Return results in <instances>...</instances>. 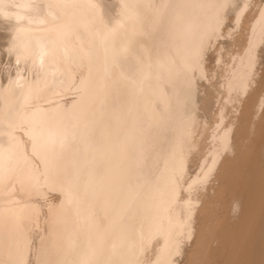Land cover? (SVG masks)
Returning a JSON list of instances; mask_svg holds the SVG:
<instances>
[{
	"label": "bare ground",
	"instance_id": "bare-ground-1",
	"mask_svg": "<svg viewBox=\"0 0 264 264\" xmlns=\"http://www.w3.org/2000/svg\"><path fill=\"white\" fill-rule=\"evenodd\" d=\"M16 1L0 0V50L7 41L10 52L37 66L16 92L11 81L0 85V187L17 181L35 186L43 173L46 183L62 189L72 215L50 221L66 245L52 248L47 240L53 232L40 243L37 264H144V247L153 238L157 256L150 264H180V254L187 264H264V0L246 13L224 80L234 100L245 94L240 114L214 135L205 164L206 142L200 146L192 131L199 110L208 113L218 98L212 85L200 90L213 57L208 49L224 34L219 26L248 7L246 0ZM46 7L52 16H42ZM51 18L61 23L41 32L8 27L11 19L34 25ZM70 63L89 66L81 95L68 106L41 105L52 90L48 82L69 83ZM112 71L121 82L96 99ZM34 101L39 104L29 107ZM25 122L42 169L15 131ZM191 140V152L198 151L190 160ZM172 163L176 169L166 178ZM194 165L203 172L188 182ZM208 175L213 182L198 195ZM6 197L0 196V264H27L32 226L23 217L31 201L6 205Z\"/></svg>",
	"mask_w": 264,
	"mask_h": 264
},
{
	"label": "rangeland",
	"instance_id": "rangeland-1",
	"mask_svg": "<svg viewBox=\"0 0 264 264\" xmlns=\"http://www.w3.org/2000/svg\"><path fill=\"white\" fill-rule=\"evenodd\" d=\"M12 1V5H13V1L15 2V5H16V3H17V1L16 0H11ZM248 3H249V5H248V7L247 8H245L244 9V11H243V8L241 9L242 10V13L240 14V16H238L237 17V15H235L234 16V14H232V18H230L231 20H227L228 21V23H227V25H226V23L222 26H219L220 28V30L221 29H223V31H222V33H224V34H221L220 35V37H218L217 39L219 40V41H217V42H220L221 40L224 42L225 40L227 41L228 40V42H227V44L224 42V43H217L214 39H212V43L210 44V49H208L209 51L208 52H210L209 54H213V57H212V59H211V61L210 62H212V63H210V62H207V64H208V67H207V69L205 70V71H207V72H209V73H206L205 72V76L203 77V79L201 80L202 82H200V86H202L201 87V92L203 93V91H204V87H205V85H212L214 88H213V90H215L214 92H213V94H215V96H217L218 98H217V100L215 101V103L213 104V106L209 109V110H207L208 111V113H203L202 114V112H204L205 110L204 109H201V111L199 110V112H198V114H197V119H198V122L197 123H195L194 124V126H197V127H199V129L196 127L193 131H192V135H194V139H196V141L198 142V144L201 146H205V145H203V144H205V142H206V146H205V150H204V148H203V150H204V154H203V156H202V158L203 159H201L202 161L204 160V159H206L203 163L205 164V163H207V159H209V156L211 155V153L210 154H208V150L210 149V147H212V146H214L215 144H213V143H215L216 141H215V139H214V135H216L217 134V132L219 133V132H221L222 130H223V128H224V126L226 125L225 123H228V121L229 120H231V118L232 117H234L235 115H238V114H240V106L241 105H239L238 103H240V99L239 98H241V99H243V97L245 96V94H240V96L238 95L237 97L238 98H236V100H234L235 99V96L237 95V94H234L233 92L232 93H229V95L226 93V88L224 87V84H225V82H224V80L226 81L227 80V78L230 76V74H231V72H230V66H232L233 67V63H235V57L234 56H236L235 54L238 52V47L236 46V45H238L239 46V44H238V40H240V38L242 39V37H243V25H245L243 22H244V20H245V16H246V13L248 14V12H251L252 11V9L250 10V7L252 6H254V3H257V1L256 0H246ZM50 2H52V1H49V3ZM253 2V3H252ZM251 3V4H250ZM152 4H155V1L154 0H152ZM150 7V6H149ZM150 8H152V10H156V9H153V7H150ZM248 10V11H247ZM45 11V12H44ZM47 11H50V14H49V16H52L53 14V11H51V10H49V8L48 7H46V9H44L43 11H42V13H43V15L42 16H44V15H46V16H48V12ZM246 11V12H245ZM241 12V11H240ZM17 13H22V12H16V14ZM218 13V12H217ZM216 13V14H217ZM245 13V14H244ZM52 14V15H51ZM221 14V13H220ZM254 14V13H253ZM243 17V18H242ZM242 18V19H241ZM52 19V18H51ZM50 19V20H51ZM42 21V20H40V21H38V22H35V24L34 25H32V24H28V23H24L23 21H18L17 19H11V22H9L10 24L8 25V27L10 26L12 29H14V28H18L19 30H21V29H25V30H23V31H29V29L31 30V29H35L36 30V32H41V31H45L46 29H48V26L50 27L51 25H54V24H56L57 23V21L59 22V23H61L58 19H52L51 21ZM232 20H234V21H232ZM232 21V22H231ZM0 22H2V21H0ZM239 22V23H238ZM54 23V24H53ZM231 23V24H230ZM15 24V25H14ZM51 24V25H50ZM13 25V26H12ZM20 26H21V28H20ZM31 26H33V27H31ZM224 27H227V29L226 28H224ZM230 27V30L228 31V28ZM28 30H27V29ZM37 28V29H36ZM40 28H41V30H40ZM45 28V30H43ZM231 28H233L232 29V31H231ZM242 28V29H241ZM227 30V31H225V30ZM238 29V30H237ZM40 30V31H39ZM239 31V32H238ZM240 31H242V32H240ZM31 32H35L34 30H31ZM228 32V33H227ZM237 32L239 33V34H237ZM227 34V35H226ZM231 34L233 35V36H231ZM222 35H224V36H222ZM239 35V36H238ZM222 36V37H221ZM234 37L233 39H234V41H233V39H231V37ZM221 38V39H220ZM229 38V39H228ZM236 39V40H235ZM236 41V42H235ZM216 43V44H215ZM4 44V45H3ZM2 45H1V47H2V50H0V85H2L3 87H7V86H9V83H10V81L12 82V84H14V91L16 92L17 90H19V89H17V86L19 85V84H25L26 82L25 81H23V80H26L27 82L29 81V79H32L33 78V75H35V69L34 68H36V66L37 65H35V63L30 59V60H28V62L25 64L22 60H20V58L18 57V55H16V53H12V52H10L9 50H8V46H9V43H7V41L5 42V43H3ZM221 44H223V45H225V46H221ZM237 47V49H236V47H233L234 45ZM213 45V46H212ZM220 45V46H219ZM231 45V46H230ZM233 45V46H232ZM175 47V46H174ZM216 47V48H215ZM223 48V50H224V53H222L223 52V50H221V49H219V48ZM231 47V48H230ZM173 49V48H172ZM171 49V50H172ZM234 49H236L235 50V53H234ZM211 50H213V51H211ZM9 51V52H8ZM231 51H232V53H231ZM237 51V52H236ZM8 52V53H7ZM218 52H219V54H218ZM234 53V55H231V54H233ZM223 54V55H222ZM224 57V58H222L221 59V57ZM231 56H233V57H231ZM228 57H230V58H228ZM39 58V59H38ZM219 58V59H218ZM229 60H228V59ZM176 59V61H178L177 63L178 64H180V59H178V58H175ZM221 59V60H220ZM227 59V60H226ZM213 60V61H212ZM219 60V61H218ZM35 61H36V63L37 62H40V55H39V57H37L36 59H35ZM65 62H67V61H65ZM68 62H70L69 60H68ZM233 62V63H232ZM215 63V64H214ZM227 63V64H226ZM220 64V65H219ZM223 64V65H222ZM226 64V65H225ZM214 65H216V66H214ZM228 65V66H227ZM230 65V66H229ZM28 66H29V68H28ZM213 67V68H210V67ZM220 66V67H219ZM34 67V68H33ZM89 66L87 65V64H79L78 66L75 64V65H73V63L71 64L70 63V72H71V74H70V81H69V83H65V84H61V83H59V82H48L46 85H45V87H48V88H51L52 90L51 91H48L47 92V94L44 96V97H41L40 98V100H41V105H43L44 104V106H51V105H53V104H55V103H58V102H62L63 104H66L67 106L71 103V101H73V100H75V99H77L80 95H81V91H82V88H81V82H82V80L84 79V77H85V73H87L88 72V70H89V68H88ZM214 67H215V69H214ZM227 67H229V68H227ZM77 69V70H76ZM221 69V70H220ZM33 70H34V72H33ZM220 70V71H219ZM31 71V72H30ZM84 71H86V72H84ZM214 73H213V72ZM216 71V72H215ZM218 71L220 72L219 74H217L218 73ZM227 71V72H226ZM75 72V73H74ZM113 72V71H112ZM30 73V74H29ZM216 73V74H215ZM221 73H223V76H225V77H223L222 76V74ZM111 75H109L110 77H108V80L105 82V85L103 86V87H105V88H103V90L101 91V93L100 92H97L99 95H97V93H96V99H98L99 98V96H100V94H105V95H109V93H110V88H111V86L113 85V84H116V83H120L121 81H120V76L116 73V71H114L113 73H110ZM208 74V75H207ZM214 74V75H213ZM225 74V75H224ZM218 77H217V76ZM73 76V77H72ZM208 76V77H207ZM213 76H215V77H213ZM222 76V77H221ZM8 77V78H7ZM17 77H21L22 79L21 80H19V79H17ZM114 77V78H113ZM17 79V80H13V79ZM216 78H217V80H216ZM114 79V80H113ZM119 79V80H118ZM214 79V80H213ZM79 80V81H78ZM214 81V82H213ZM221 82L220 84H219V86L217 85V83H219V82ZM213 82V83H212ZM217 82V83H216ZM50 83V84H49ZM122 84V83H121ZM205 84V85H204ZM58 86V87H57ZM66 86V87H65ZM65 87V88H64ZM108 88V89H107ZM216 88H217V90H216ZM24 89H25V87H24ZM222 89V90H221ZM21 90V89H20ZM203 90V91H202ZM222 91V92H221ZM44 92L45 91H43L42 92V94H44ZM221 92V93H220ZM226 93V94H225ZM219 94V95H218ZM221 94V95H220ZM50 95V96H49ZM62 95V96H61ZM225 95H227V97L225 96ZM232 96V97H231ZM224 97V98H223ZM225 97H226V100H225ZM229 97H231L232 99H229ZM216 98V97H215ZM234 98V99H233ZM229 99V100H228ZM217 101H219L218 103H217ZM229 101V103L230 104H228L227 102ZM35 102V101H34ZM237 103V104H236ZM37 105V104H39V102L38 101H36L34 104L33 103H31V105H29V107H34V105ZM218 104L220 105V107L218 106ZM225 104H227V105H225ZM0 105H2V107H3V104H0ZM215 105H217V106H215ZM222 106H224V107H222ZM231 106H236V108L235 109H233L234 107H231ZM216 107V108H215ZM226 107V108H225ZM222 108H224L223 109V111H227L228 112V114H227V112L225 113V112H222V113H220V111H221V109ZM218 111V113L216 112V110ZM234 110H238V112H236V111H234ZM185 111V110H184ZM187 111V110H186ZM185 111V112H186ZM206 111V112H207ZM213 111H215L216 112V114H215V112L213 113ZM234 111V112H233ZM209 112H212L211 114L209 113ZM237 114H236V113ZM224 113V114H223ZM201 114V115H200ZM227 114V115H226ZM202 115H203V117H202ZM194 116H195V113L194 112H192V115H191V119L193 120L194 119ZM205 117V118H204ZM211 117V118H210ZM212 117H213V119L214 118H217L216 120L214 119H212ZM222 117V118H221ZM229 117H231V118H229ZM207 118V119H206ZM210 118V119H209ZM221 118V119H220ZM228 120V121H227ZM201 124H200V123ZM225 122V123H224ZM206 123V124H205ZM223 123V124H222ZM211 124V126L210 127H212V129L210 128L209 129V125ZM213 124V125H212ZM215 124H216V126H215ZM202 126V127H201ZM204 126L206 127V128H204ZM204 130V131H202L201 130V128ZM216 127V128H215ZM220 127V128H219ZM216 130H215V129ZM214 129V130H213ZM222 129V130H221ZM206 130V131H205ZM211 130H213V131H211ZM18 134H20L22 137H23V139L27 142L26 144H27V149H28V151H29V154H30V156H32V158H34V160H35V167L37 168V169H42V167H43V162H42V160L40 159V157L38 156V155H36L37 153L33 150V148H32V134L29 132V124L28 123H21L20 124V126L18 127V128H16V130H15ZM209 131H211V132H209ZM215 132V133H214ZM200 133V135L198 136V138L196 137V135H198ZM207 135L210 137H207ZM201 136H203V137H201ZM206 136V137H205ZM201 137V138H200ZM207 138H208V140H207ZM201 139H203L202 140V142H201ZM205 140H207V141H205ZM210 141H213V142H211L210 143ZM201 143V144H200ZM190 144H191V146H190V148H189V152L188 153H190L191 154V156H190V154H188V158L190 157H192V154L193 153H197L196 151H198L197 150V148H194L195 150H193V152H191L192 151V140L190 141ZM207 147V148H206ZM208 149V150H207ZM189 158V159H190ZM191 160V159H190ZM202 161H198V163H197V166H199V168H200V165L201 164H203L202 163ZM190 165H192V161H190ZM201 163V164H200ZM170 166V167H169ZM194 166H196V165H194ZM194 166L191 168V173H188L189 175H188V177H187V181L189 182L190 180H192V178L198 173V171H199V169H198V167L196 166L195 168H194ZM170 168V169H169ZM176 169V167L174 166V164L172 163V164H170V165H168V170H167V174H166V178H167V176L168 175H170V173L171 172H173L174 170ZM203 172V170H201L200 169V171H199V173H202ZM192 176H191V175ZM37 176V179H36V181H35V186L32 184L31 186H28V184L27 183H24V182H21V181H17L16 183H14L15 185H13V186H6L5 187V185L4 186H1L0 187V196H2V197H4V196H7L6 198L7 199H9L6 203V205H13V204H19V203H23V200L25 199V198H27V199H30V201H31V205H30V207L26 210V213L28 214H26L25 215V217H23L25 220H29V222H30V224H31V229H30V233H31V236H30V240H29V244H30V250H31V252H30V254H29V257H28V260H27V264H37V260H38V253L40 254V253H42L39 249H41V244L43 243L44 244V242L49 238V236L54 232V234H56V233H58L55 229L54 230H51V227H50V225H51V222L50 221H55V219L57 218V217H61L62 215L64 216V218L66 219V221H68V219L67 218H69V216H72L71 214H70V210H71V208L68 206V204L66 205V200L64 199V195H62L63 194V191H62V189L59 187V186H57L56 185V183L55 184H52V183H46V181H45V179L43 178V173H41V175L40 174H36ZM187 175V174H186ZM203 175V174H202ZM212 179H211V178ZM168 178H170V176H168ZM205 179H207V182H205L206 180ZM203 180H205V181H203V187H199L198 188V195H199V193L200 194H205L206 192H207V185L209 186V184L210 183H212L213 182V175L211 176V175H208V176H205L204 178H203ZM209 180H211V181H209ZM210 182V183H209ZM20 183H22L23 185H21ZM25 185H27V186H25ZM27 187V188H26ZM29 187V188H28ZM20 190V191H19ZM181 190H183V194H184V196H185V198L186 197H189V195H190V193H191V191L189 192V190L188 189H186V188H181ZM59 191V192H58ZM61 191V192H60ZM35 192V193H34ZM22 193V194H21ZM38 193V194H37ZM44 193V194H43ZM186 193H188V195H185ZM26 195V196H25ZM64 205V206H63ZM67 207V208H66ZM49 209V210H48ZM62 211V212H61ZM97 212L96 213H99L98 211H102V212H104L103 210H96ZM50 213V214H49ZM44 219V220H43ZM38 226V227H37ZM51 231V232H50ZM58 234H60V233H58ZM58 234H56L55 236L52 234L51 236H53V239H50V240H47V241H49L50 242V245L52 246V248H54L55 250L56 249H58V252H59V250H61V248H63L65 245H66V243H64V239L62 238V237H60V235L58 236ZM57 236V237H56ZM41 237V238H40ZM46 239V240H45ZM59 239V240H58ZM154 239V238H153ZM151 240L149 243H148V241H147V244H146V246L144 247V250L145 251H147V252H144V254H143V259H144V264H150L151 262H153L155 259H156V257H154V256H157V254H156V252H155V250L157 251V244H155V239L154 240ZM191 239V240H190ZM189 240H190V243H189ZM38 241V242H37ZM46 241V242H47ZM155 241V242H154ZM56 242V243H55ZM154 242V244L152 245L151 243H153ZM41 243V244H40ZM191 243H192V238L191 237H189L188 238V241L186 242V244H187V246H190L191 245ZM59 245V246H58ZM64 245V246H63ZM155 246V247H154ZM153 247L155 248V249H153ZM147 249V250H146ZM150 250V251H149ZM152 250H154V251H152ZM40 251V252H39ZM41 255V254H40ZM145 255H146V257H145ZM37 256V257H36ZM180 256H182L181 254L178 256V260H180V264H181V262H182V264H187V260H183V261H181L182 260V258L183 257H181L180 258ZM148 258V259H147ZM151 258H154V260H152ZM146 259H147V261H146ZM148 260H151V261H148ZM149 262V263H148ZM174 264H177L176 262L174 263Z\"/></svg>",
	"mask_w": 264,
	"mask_h": 264
},
{
	"label": "clouds",
	"instance_id": "clouds-1",
	"mask_svg": "<svg viewBox=\"0 0 264 264\" xmlns=\"http://www.w3.org/2000/svg\"><path fill=\"white\" fill-rule=\"evenodd\" d=\"M237 210H238L237 207L234 206V207H233V211L235 212V211H237Z\"/></svg>",
	"mask_w": 264,
	"mask_h": 264
}]
</instances>
